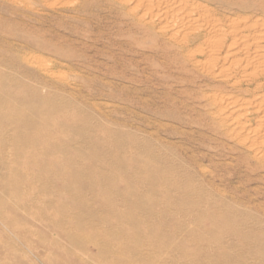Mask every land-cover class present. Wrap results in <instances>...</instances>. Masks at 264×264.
<instances>
[{"label":"rangeland","instance_id":"1","mask_svg":"<svg viewBox=\"0 0 264 264\" xmlns=\"http://www.w3.org/2000/svg\"><path fill=\"white\" fill-rule=\"evenodd\" d=\"M0 264H264V0H0Z\"/></svg>","mask_w":264,"mask_h":264},{"label":"bare ground","instance_id":"2","mask_svg":"<svg viewBox=\"0 0 264 264\" xmlns=\"http://www.w3.org/2000/svg\"><path fill=\"white\" fill-rule=\"evenodd\" d=\"M30 107H32V106H30ZM33 107H34V106H33ZM34 109H36V108H34ZM32 110H33V109H32ZM34 111L37 112L38 109H37V110H34ZM33 123H34V122H33ZM26 124H27V123H26ZM27 125H28V124H27ZM64 169H65V167H64ZM67 169H68V168H67ZM69 170H70V169H69ZM70 171H71V170H70ZM76 171L79 172V170H76ZM72 172H73V171H72ZM72 172H71V173H72ZM78 172H77V173H78ZM68 173H70V172L68 171ZM79 173H80V172H79ZM79 173H78V174H79ZM72 174H73V173H72ZM74 174H75V170H74ZM68 175H69V174H68ZM75 175H76V174H75ZM77 176H78V175H77ZM75 177H76V176H75ZM78 177H79V176H78ZM73 178H74V176H73ZM76 179H77V178H76ZM73 181H74V180H73ZM101 181H102V180H101ZM103 181H104V178H103ZM104 182L106 183V181H104ZM104 182H102V183H104ZM108 183H109V182H108ZM74 184H75V183H74ZM66 185H67V184H66ZM74 186H75V185H74ZM101 186H102V184H101ZM107 186H109V185H107ZM70 187H71V186H70ZM76 188H77V187H76ZM78 188H79V187H78ZM102 188H103V187H102ZM104 188L106 189V186H104ZM107 189H108V188H107ZM130 217H131V216H130Z\"/></svg>","mask_w":264,"mask_h":264}]
</instances>
